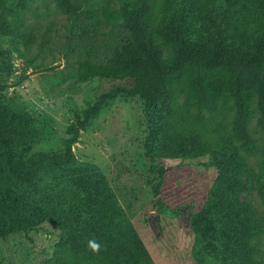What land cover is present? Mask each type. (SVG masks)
<instances>
[{
  "label": "trees",
  "instance_id": "16d2710c",
  "mask_svg": "<svg viewBox=\"0 0 264 264\" xmlns=\"http://www.w3.org/2000/svg\"><path fill=\"white\" fill-rule=\"evenodd\" d=\"M164 2L167 11L156 24H151L153 8L145 0H122L116 13L109 11L108 19L118 21L124 32L102 60H90L87 51L69 77L82 83L94 78L124 83L99 94L75 116L67 126L69 137L61 152L29 154L33 127L13 121V112L0 106V236L25 229L27 218L45 216L58 222L63 241L42 264H154L104 173L94 164L73 159L71 147L79 131L108 101L120 94L142 100L151 118L144 141L151 166L158 158L207 153L201 134L182 131V126L202 120V114L192 112L196 106L216 112L231 98V139L246 145L250 114L258 110L264 124V35L248 42L244 39L250 34H231L235 0H215L212 14L197 30L190 17L196 0ZM55 5L68 15H76L79 9L78 0H55ZM0 9L4 12L0 33L13 40L0 48V56L8 58L17 51L13 44L29 52L36 42L34 32L8 19L3 0ZM163 44L170 49L168 56ZM28 61L34 64L32 56ZM2 69L11 70L8 65ZM219 147L210 158L218 171L215 185L189 217L192 255L197 264H264V215L256 216L242 199L252 188L254 172L231 142ZM43 170L51 171L53 178L60 173L66 188L57 193L51 184L48 190L36 186V192L20 186L37 179ZM91 243L98 249L94 251Z\"/></svg>",
  "mask_w": 264,
  "mask_h": 264
},
{
  "label": "rangeland",
  "instance_id": "374dc122",
  "mask_svg": "<svg viewBox=\"0 0 264 264\" xmlns=\"http://www.w3.org/2000/svg\"><path fill=\"white\" fill-rule=\"evenodd\" d=\"M78 1L76 15H68L57 10L55 0H3L8 19L19 28L32 30L36 37L29 52L13 44L17 51L8 58L0 56V66L11 68L9 72L0 70V106L13 112V121L33 127L29 154L61 152L69 137L67 126L75 116L99 94L124 83L102 78L82 83L69 77L87 51L92 54L90 60H102L124 32L121 24L107 15L109 11L116 13L122 0ZM145 1L153 8L151 24H156L164 17L167 5L164 0ZM214 1L196 0L193 4V30L208 20ZM232 6L231 34H250L244 37L248 42L264 35V0H235ZM2 15L0 9V23ZM12 41L0 33V48ZM161 46L168 56L170 49ZM30 56L34 64L28 61ZM192 112L202 114V120L182 126V131L201 134L207 148L203 156L158 158L151 166L144 155L151 118L141 99L126 94L104 104L71 147L75 161L94 164L104 173L154 264H197L192 255L194 233L189 217L201 208L215 185L218 171L210 158L212 151L220 149L219 144L231 142L252 168L253 185L242 199L249 202L256 216L264 215V124L260 112L255 110L247 119V145L231 139V98L216 112L203 106L192 108ZM2 139L0 133V151ZM52 176L51 171L43 170L37 179L20 186L36 192V186L37 190H48L51 184L57 193L66 188L60 173ZM27 219L25 229L0 236V264H42L62 243L64 234L58 222L45 216ZM261 247L264 256V237Z\"/></svg>",
  "mask_w": 264,
  "mask_h": 264
},
{
  "label": "clouds",
  "instance_id": "9594fccd",
  "mask_svg": "<svg viewBox=\"0 0 264 264\" xmlns=\"http://www.w3.org/2000/svg\"><path fill=\"white\" fill-rule=\"evenodd\" d=\"M91 247H92V249L95 251V250L98 249L99 245L96 244V243H91Z\"/></svg>",
  "mask_w": 264,
  "mask_h": 264
}]
</instances>
